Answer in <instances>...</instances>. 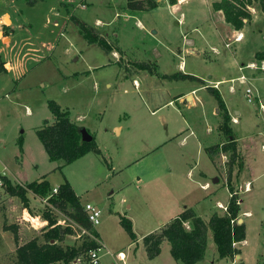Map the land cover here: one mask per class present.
<instances>
[{"label": "rangeland", "instance_id": "1", "mask_svg": "<svg viewBox=\"0 0 264 264\" xmlns=\"http://www.w3.org/2000/svg\"><path fill=\"white\" fill-rule=\"evenodd\" d=\"M188 3L172 12L164 3L155 10H130L126 0H0V28L3 14L11 19L7 28L10 42L5 45L0 40V64H10L7 70L0 69V178L4 181L0 193L6 183L3 171L12 182L22 185L45 178L54 187L66 178L74 186L79 202H91L100 209L98 225L91 230L83 228L69 217L71 205L66 211L53 209L54 205L40 198L31 199L37 198L31 191L27 192L29 213L41 214L49 209L55 218L60 217L63 223L59 224L74 230V234L65 235L63 243H79L85 234L94 238L102 244L103 264H110L111 254L120 250L127 254V264H182L171 256L166 240L160 243L159 255L152 258L143 240L185 208H191L206 225L204 256L193 264H264V114L256 115L257 99L249 102L244 95L247 86L257 89L263 102L264 79L250 84L236 81L237 91L227 97L234 111H240V123L232 126L241 137L247 163L240 182L248 180L249 188L238 191L242 156L230 163L225 136H219L213 127L214 98L205 90L197 91L195 97H200L202 103L187 106V99L183 103L174 96L196 87L194 79L167 78L150 89L143 78L150 69L154 75L179 74L181 61L185 72L206 78L213 75L210 80L239 74L219 35L202 26L201 33L190 32L191 25L198 22L193 14L202 8L196 1ZM7 17L5 24L9 23ZM79 22L98 30L110 50L88 42ZM183 31L197 49L205 48V52H186ZM263 38L264 20L257 19L236 50L244 65L254 61L256 49L264 47ZM210 45L220 54L214 55ZM178 47H184L182 56L174 54ZM140 64L148 68L141 69ZM248 72L246 69L243 73ZM170 99L171 104L150 113ZM49 101L67 110L71 120L83 116L78 123L94 138L100 154L89 151L62 167L48 158L37 130L53 120ZM179 111L192 128L181 126ZM199 139L207 141L206 145L223 139V145L213 149L210 158L198 148ZM235 173L237 178L231 183ZM214 178L220 181L215 183ZM205 181L210 187L202 190L200 184ZM228 181L243 201L241 210L250 212L238 216L245 224L247 244L236 242L237 254L219 258L208 220L213 212L225 210L222 205L229 200ZM195 200H199L197 204H193ZM5 208L0 200L3 216ZM121 216L131 221L137 242L121 224ZM16 222L20 224L21 217L10 224L24 227L20 233L17 229V241L10 229H4L8 225L5 217L0 225V264H17V244L41 236L38 230L26 227L32 221L28 225ZM185 226L189 229L188 222ZM92 230L99 233L100 241L90 233ZM239 253L241 258L236 257Z\"/></svg>", "mask_w": 264, "mask_h": 264}, {"label": "trees", "instance_id": "2", "mask_svg": "<svg viewBox=\"0 0 264 264\" xmlns=\"http://www.w3.org/2000/svg\"><path fill=\"white\" fill-rule=\"evenodd\" d=\"M254 2H258L260 9L264 11V0H214L212 9L221 10L224 20L235 30H240L252 19L249 8ZM170 3H175V0H170ZM126 5L130 10L145 11L155 8L157 2L156 0H126ZM79 24L80 30L88 42L97 43L104 49L110 50V46L103 36L97 34L93 28L87 26L84 22H79ZM254 58L257 61L264 60V48L255 51ZM0 67L2 68L3 64H0ZM138 67L143 68L144 65L140 64ZM166 77L172 79L192 76L179 73L167 75ZM208 89L216 99L218 108L222 111V122L219 128L228 140L227 148L230 151L229 159L230 163H232L236 160L237 154L234 134L228 124L230 116L217 89L214 87H208ZM49 108L53 115V120L38 129L37 135L51 161L60 162L61 165L59 167H62L89 151L100 154V149L96 145L94 138L90 141L82 139L81 127L70 119L67 110L62 109L53 101H49ZM214 147L211 146L206 149L210 158L212 150L215 149ZM5 181L7 192L10 195L19 197L23 207L28 211L30 208L27 192L31 191L39 197L47 196V201L62 211H66L68 205H71L73 210L68 212L69 217L83 228L91 230L92 226L83 212L78 196L66 178L57 186L56 193H52L53 187L50 186L45 178L39 181H31L24 185L19 183L11 184L7 178H5ZM228 188L231 195L225 206L226 209L221 213L213 212L208 220L212 241L216 246L219 258H232L238 253L234 243L245 239V224L243 221L238 223L240 214L238 197L233 193L229 182ZM41 216L48 221L47 228L41 233V236H34L22 244H17L15 248L17 264H70L78 255L99 245L94 238L86 234L80 236L81 241L79 243H63L65 235L74 234V230L70 226L56 224V218L49 209L43 210ZM120 222L130 237L135 240L136 235L132 229L131 221L121 216ZM186 222L189 223V229L185 226ZM205 227L206 225L200 216L195 215L191 208H185L171 218L159 231L151 232L144 237L143 241L148 257L152 258L158 255L160 243L166 240L170 244V253L174 260L182 264H193L203 259ZM4 229H10L14 234V239L17 241L16 225H4ZM90 233L95 238L98 237L96 231L92 230Z\"/></svg>", "mask_w": 264, "mask_h": 264}, {"label": "crops", "instance_id": "3", "mask_svg": "<svg viewBox=\"0 0 264 264\" xmlns=\"http://www.w3.org/2000/svg\"><path fill=\"white\" fill-rule=\"evenodd\" d=\"M194 1L198 2L199 4H201V8L202 9L197 10V13H194L193 14V17L196 18V19H198V22H195L194 24L191 25L190 32H195V33H198L199 34L202 31V29L200 30V26H202L204 30L206 28H208V29L211 30V32L213 31L216 35H219L221 41L224 44V47L228 49V52H229V55H230L229 57H230V61H231L230 63L232 64V66H236L239 74L237 76H235V77L222 76V77H217L214 80H210L211 78H213V75H208L207 78H206L204 76L196 75V74H193L191 72H185V66L183 65V61H181L179 63V67H178V70H179L178 73L191 75L192 77H189V78L190 79H194L192 81L193 82H196L197 83V86L196 87H191V89H189L188 91H184V92L177 93L174 96L175 97L174 100H178L179 102L182 101L183 103H185V100L184 99H187L188 100V104H189L187 106H194L197 101L200 102V103H202V100L200 99V97H195V94H196L197 91L205 90V91H207L214 98V96L212 95V93L210 92V90L208 89V87H214L215 89H217V91L219 92L221 98L223 99V101L225 103L226 109H227L228 114H229L230 119H231V120H229V121H231L230 124H229V122H228V124H229V126H230V128H231V130L233 131V134H234V142H235V145H236V154H237V156H239V155L242 156V165L243 166H242V168H241V170L239 172V175H240V174L243 173V170L246 168L247 163L244 160V155L242 153V148L243 147H242V145L240 143L241 142V137L238 135V131L236 129H234V127L232 126V124H239L240 123V121H241L240 111H238V110L234 111V108L231 107V104H230V102H229V100H228L227 97L229 96V98H231L230 95L233 94V93H235L237 91L236 90V86L234 85V83L236 81H238L240 84H243L238 79L241 74H244L245 77L247 78V83L246 84H250V82L261 81V80L264 79L263 78V76H264V67L261 66V64H262V62H264V60L258 62L254 58V53H255L254 52L253 53V59H254V61H250L249 63H247V64L244 65V63L239 60L240 57H241V55L238 53V51H236L237 48L240 47L239 45L242 42V40L245 38V33H246L247 29L250 27V25L251 24H254L257 19L264 20V11H262L260 9V6L258 5L259 3H255L254 2L252 4V6H250V8L252 10H254V12H251L252 19L250 20V22L246 23L242 29L235 30L229 23H227L224 20V15H223V13H222L221 10H213L212 9V2L214 0H192V1H189V2L191 3V2H194ZM156 2H157V6L155 8H153V10L157 9L159 7V4L160 3H164L166 6H168L170 8V10L172 12L178 7V4H176V3L171 4L170 3V0L169 1L168 0H156ZM187 4H189V3L187 2ZM5 16H8L7 17L9 19V23L8 24H5L4 23V17ZM1 20H2V23H3L2 24L3 25V28H0V33H1L0 40L5 45H7L10 42V36H9L8 31H7V28L9 27V24L11 23V19H10L9 15L7 13H5V14H3ZM179 21H181V20H179ZM98 22H100V20H98ZM221 28H222V30H221ZM93 30L95 32L99 33L98 30H95L94 28H93ZM186 34H187V32L186 31L185 32L183 31L182 38H183V43H185V46H184L185 48L184 47L183 48H184V50L186 52L192 53V54H197V55H199L201 51H204L205 52V50H204L205 48L203 49V48L200 47V49H197L195 47L194 40L189 39V37H186L185 36ZM238 35L241 36V37L238 38L237 40H235V37L238 36ZM263 41H264V38H263ZM186 45H191V46L190 47H186ZM242 45H244V44H242ZM183 48H179L178 47L176 49V51H175L174 54H176L177 56H180V55L182 56ZM209 48H211V50L213 51L214 55L217 56V55L220 54V50L218 48H216L214 45H210ZM257 50H259V49H256V51ZM114 54L117 55V52L114 51ZM121 57L123 58L122 54L120 55V58ZM1 64H3V67L2 68L0 67V69H3L4 68L5 70H7L8 68H10V64L7 61H3ZM249 64H253L254 66H250ZM247 65H249V66H247ZM146 67L147 66L145 65L141 69H145ZM240 67H241V69H240ZM246 69H248L249 72L248 73H243L244 70H246ZM153 72H154V70H151L150 69L149 72H144L143 73V75H144L143 78H144L145 82L147 81V85H148V87L150 89H155L157 83H161V81H166V79H167L166 76L167 75L175 74V73H157V74H155L156 75L155 76ZM189 78H187V79H189ZM133 82L137 83V80L136 79H133ZM226 83H227V85H226ZM253 92L256 95V99H257L258 103H262L264 105V101L262 102L261 99L259 98V96H260L259 90L253 89ZM214 100L215 101L211 104V106H212V113L211 114L216 118L214 120L213 127H214V129L217 130V134L218 135L220 134V135H223L224 136V134L221 132V130L219 128V125L222 122V111L218 108L217 101H216L215 98H214ZM171 103H172V100L170 99L166 103L156 106V108L153 109V110H151L150 113L151 114L157 113L158 110H159V108H161V107H163V106H165L167 104H171ZM260 112L264 114L263 111H261L260 109H258L256 115H259ZM179 113H181V117H182V119H181V126H185L186 129L192 128L191 125H190L189 119H187L184 116V113H182L180 111H179ZM205 116H207V114H205ZM82 118H83V116L77 115L73 121H75L79 125L78 122H80ZM234 119H236V120L234 121ZM210 122H212V121H210ZM210 129H211V127H208L207 128L208 131ZM184 130H182L181 132H183ZM189 133H192V130ZM200 139H202V138H200ZM200 139L197 140L198 148L199 149H202L206 153H208L206 149L209 148V147H211V146H215L214 148L216 149L218 147V145H223L221 143L223 139H219L218 142H214V143L209 144V145H206V144H208V143H205L207 141H203V140H200ZM225 139H224V142L228 144V140H227L226 136H225ZM184 140H185V137L182 138L181 142L184 141ZM262 146H264V144ZM5 167L6 166H3V168L6 170ZM240 177H241V175L239 176V185H238V188L237 189H238V191H240L239 189H241L243 191H246L249 188V186H248L249 181L246 180V181H244V183L243 182H240V179H242ZM5 178H7L6 177V174H4V176H3V179L4 180H5ZM235 178H237L236 173L235 174H232V176H231V179H232L231 183L233 181H235ZM7 179L11 182V184H16L15 182H12L11 179H9V178H7ZM41 179H39V180H41ZM219 181H220V178H218L217 183ZM228 182L230 184V181H228ZM228 182L226 184V187H227V190H228V197H230L231 192H230V190L228 188ZM19 184H21V183H19ZM230 185L232 187L233 184H230ZM5 186H6V183H5ZM57 186H54V187H57ZM71 186H72L75 194L77 195V192L74 189V186L72 184H71ZM209 187H210V185H209L208 181H205L204 183H201L200 184V188L202 190H206ZM232 190H233V193H235L237 195V197H238V203H239V206H240V214L241 215H243V214L244 215H249L250 214L249 211H243V210H241V204H242L243 201H242L241 197H239L238 191L235 190V189H233V188H232ZM32 195L35 196V197H37V198H34V197L31 198L34 201H36L38 198H40V200L44 202V198L38 197V196L34 195L33 193H32ZM0 200H3L4 204L6 205V208L4 210V213H5L4 216H3V213L0 212V222H1L0 225L1 226L3 225L4 217L6 218L8 225L10 223H14L16 221V218L17 217H21L20 224H18L19 222H16L18 225H24V221L26 222V225H28L27 223H29V221H32V223H34V224L31 223L30 226H26V227L28 229H32L33 228L35 230H38V232H40V233H42L47 228L48 221L45 218H43L40 213L31 215V213H29V211L26 208L21 207V204H20L21 201H20L19 197L14 196V195H10L7 192V190H6L5 187H4V191L0 193ZM198 201L199 200H195L193 204H197ZM216 201H219V203L222 202L219 199H217ZM227 202L228 201H226V203ZM12 206H15V208H13L14 209L13 211L11 209ZM55 208L56 207H53V209H55ZM180 212L181 211H178L174 216H176ZM2 217H3V219H2ZM173 217H171V218H173ZM11 219H13V220H11ZM56 220H57V223H63L62 222V219H60V217H59V219L56 218ZM35 224L37 225L36 227H35ZM164 225L165 224H163L162 226H164ZM162 226H160L156 231H158ZM30 227H32V228H30ZM22 228L24 229L23 226L17 227V229L19 230V233H20V229H22ZM0 233H1V231H0ZM4 234H5V232H3V235ZM98 239L100 241L99 233H98ZM135 240L137 242V238ZM24 242H20L18 244H22ZM241 242L243 244H247L246 232H245V239L243 241H241ZM158 255H156L155 257H157ZM236 257L241 258V254L239 253ZM126 260H127V254H126Z\"/></svg>", "mask_w": 264, "mask_h": 264}, {"label": "built area", "instance_id": "4", "mask_svg": "<svg viewBox=\"0 0 264 264\" xmlns=\"http://www.w3.org/2000/svg\"><path fill=\"white\" fill-rule=\"evenodd\" d=\"M192 0H175V3L178 5L187 3ZM241 36H236L235 40L240 38ZM250 66H254L253 64H249ZM247 65V66H249ZM261 66L264 67V62H262ZM241 69V67H240ZM241 83L246 84L247 83V78L245 77L244 74H241L240 77L238 78ZM244 95L247 99V101L252 102L256 99V95L254 94L253 90L251 87H246L244 90ZM259 109L264 112V105L262 103H259ZM236 119H234L235 121ZM4 176V171L2 172ZM2 177V176H1ZM0 185H4V181L0 178ZM57 192V187L52 188V193ZM44 198V203L47 205H50V203L47 201V196L42 197ZM43 202V201H42ZM82 205L83 212L86 215V218L88 222L90 223L91 226L95 227L100 223V216H101V211L100 209L94 205L91 202H86ZM224 209H226L225 206L222 205ZM56 224H59L56 222ZM235 244V243H234ZM101 251H102V244H99L95 248H90L86 252L78 255L73 261H71L70 264H103L101 261ZM111 262L110 264H127L126 262V253L122 250L118 251L115 254H111Z\"/></svg>", "mask_w": 264, "mask_h": 264}, {"label": "water", "instance_id": "5", "mask_svg": "<svg viewBox=\"0 0 264 264\" xmlns=\"http://www.w3.org/2000/svg\"><path fill=\"white\" fill-rule=\"evenodd\" d=\"M81 135H82V139L84 141H90L92 139V136L86 131V129H81ZM218 178H214L213 182H217ZM242 221V219H238V223H240Z\"/></svg>", "mask_w": 264, "mask_h": 264}]
</instances>
